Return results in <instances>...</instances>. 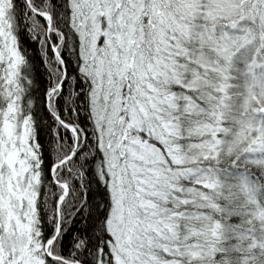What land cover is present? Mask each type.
Returning a JSON list of instances; mask_svg holds the SVG:
<instances>
[{"label":"snow or ice","instance_id":"1","mask_svg":"<svg viewBox=\"0 0 264 264\" xmlns=\"http://www.w3.org/2000/svg\"><path fill=\"white\" fill-rule=\"evenodd\" d=\"M0 264H264V0H0Z\"/></svg>","mask_w":264,"mask_h":264}]
</instances>
